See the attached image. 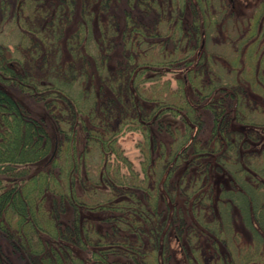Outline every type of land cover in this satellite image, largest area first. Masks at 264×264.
I'll use <instances>...</instances> for the list:
<instances>
[{"label": "trees", "instance_id": "trees-1", "mask_svg": "<svg viewBox=\"0 0 264 264\" xmlns=\"http://www.w3.org/2000/svg\"><path fill=\"white\" fill-rule=\"evenodd\" d=\"M93 1L102 10L107 2ZM139 1L149 3V0ZM177 1L182 0H170L169 13L176 12L180 16L175 19L177 40L185 38L188 41L191 33L198 35L201 27L204 30L212 22L207 18L208 14H205L204 4L208 0L191 1L190 6L195 2L197 6H201L202 16L198 17L195 11L189 27L182 23L185 1L181 5ZM157 6L161 12L160 5ZM134 22L133 19L127 21L121 33L125 58L122 67L117 68L119 73L114 72L116 78L111 74L105 81L100 80L103 86L116 85L115 89L111 87L112 94L105 97H99L95 92L93 118L83 114L78 102L75 103L62 87L50 85V88L38 90L33 84L25 85L20 79L15 80L21 76L20 71L0 53V237L12 240L29 264H169L167 261L173 256H165L163 253L172 249V239L178 240L179 252L184 254V260L180 258L178 264H203L197 254L195 257V253L200 251L199 248L187 234L191 232V236H194L195 226L178 214L179 208L171 210L170 213L165 212L160 205L163 198L167 200V204L171 201L172 197L167 191L171 187V175L173 177L175 174L178 176L177 183H174L178 184L174 187L176 192L177 189L184 191L180 188L184 181H188V188L193 185L187 195L195 194L193 206L195 213L197 211L200 214L198 223L213 232L211 250L217 253L218 264H264V148L241 153L246 142L243 133L227 124L232 119L242 124H253L254 121L253 108H248L251 98L247 97L242 82L243 71H239L240 77H233L228 81L221 80L212 72L207 78H202L203 69L194 68L191 66L193 61L187 60L190 55L188 50L183 56L170 54L168 57L163 52L161 58L138 61L140 52L135 51L138 49L134 47L155 45L158 41L151 40V36L158 33L152 28L145 30L144 26ZM89 29L92 31L88 22L78 23L73 37L75 40L81 38V42H71L77 50L83 49ZM127 33L128 38L125 36ZM132 33L133 37H130ZM195 55L198 56L197 63L209 59L202 51ZM230 61L233 67L239 64L236 60ZM68 65L69 63L61 64L63 70H57L61 76L74 79L78 68L76 71L71 70L74 68L70 66L68 69ZM172 65H181L185 70L179 89L170 91L173 99L167 97L169 94L163 96L149 93L150 86H146L148 84L145 81L152 75L144 76V73L153 71L155 76L160 73V68H169ZM7 71H12V75H6ZM197 75L202 79L194 78ZM7 80L18 81L22 90L34 98L45 99V105H54V133H62L68 145L66 153L61 156L62 160L59 159V151L61 152L63 137L59 139L58 134H55L52 139L45 119L33 116L23 102L11 94L4 86ZM255 80L249 78L251 87L258 86ZM185 83L194 89L191 98L185 94ZM202 98L208 100L203 106L199 102ZM229 98H235L232 111H228L226 106ZM206 109L212 113L214 119L211 134L215 135L216 140L224 142L217 148L207 145V139L201 141L197 133H192L194 126L199 130L203 120L201 112ZM229 113H233V116H228ZM175 118L182 123V130L174 127L178 132V142L174 147L168 148L167 154L163 155L164 160H161L163 156L157 158L158 162H155L161 164L155 172L153 168L150 177L152 180L147 188L142 184L149 178L145 167H142L143 176L138 180L134 177V182L131 183L124 178L127 176L120 172V167L117 166L111 172V153L117 151L114 147L115 135L120 128L112 126L114 120L131 123V128L141 129L146 148L144 161L147 164L151 162L157 144L166 146L164 142H159L162 140L160 136L163 131L170 133ZM257 125L264 126V122ZM80 129L85 132V148L83 153L77 154L72 152L70 141ZM54 147L55 152L51 156ZM89 148L98 150L103 166L98 176L84 169V174L78 180L81 188V192H78L76 173L81 160L89 153ZM214 153L217 154L215 162L210 157L207 160V154ZM118 157L121 158L122 165L128 168L130 164L126 157L121 154ZM42 162L43 166L32 169V166ZM214 165L218 169L224 167L230 173L229 179L234 185L229 188L222 187L217 201L214 202L216 204L213 206L212 203L210 206L211 195L207 192L211 190L210 182H207L205 175ZM206 184L208 189H201ZM163 188H166V192ZM141 189L145 191L142 192ZM105 191L111 196H104ZM97 192L100 196L95 195ZM49 193L52 198L50 202ZM206 201L209 202V217L201 211ZM68 206L72 210L71 220L62 224L59 218ZM233 206L238 209L252 237L251 245L244 246L241 254L235 244L230 245L233 248L227 246L231 242L229 238H233L231 231L227 236L231 227ZM81 207L84 210L102 212L100 214L104 216L101 218L106 219L110 227L104 231L99 224L96 226L91 218L81 215ZM101 218L98 217V220ZM184 227L187 228L183 240L179 232ZM221 232L224 235L226 233L225 237L220 236ZM43 235H47V238H43ZM218 242L226 246L227 256L219 254ZM159 251L161 258L157 256ZM149 252L154 253L152 260L147 256Z\"/></svg>", "mask_w": 264, "mask_h": 264}, {"label": "rangeland", "instance_id": "rangeland-1", "mask_svg": "<svg viewBox=\"0 0 264 264\" xmlns=\"http://www.w3.org/2000/svg\"><path fill=\"white\" fill-rule=\"evenodd\" d=\"M182 1H185L184 4H186V8L182 13V23L186 27H189L191 26L195 11L198 17L202 16L201 6L199 4L197 6L196 2L190 6L189 4L193 0ZM182 1L177 2L181 5ZM96 3L93 0H2L0 2V53H3L6 60L15 64V68L20 71L21 76H18L19 78H15V80L20 79L25 85L33 84L38 90L50 88V85L62 87L68 96L74 99L75 103L78 102L81 112L93 118L95 94L98 93L99 97L102 95L105 97V95L112 94V88L115 89L114 86L116 85L105 84L103 86L100 80H106L108 75L111 74L116 78L114 72L118 71L117 73H119L117 68L122 67L125 58L121 33L126 22L133 19L135 24L144 26L145 30L153 29L158 33V35L151 36V40L154 42L158 41L155 45L149 46L144 44V47H134V49H138L135 51L140 52L138 61L161 58L163 52L164 56L168 57L170 54L183 56L187 54L188 50V54L190 55L187 60L191 59L193 61L191 66H194V68L203 69L201 70L202 78H207L206 76L212 72L213 75H217L221 80L225 79V81H228L233 77H240L239 71L242 70L241 77L243 85H245L244 90L247 92V97L251 98L248 108H253L254 121L253 124H242L232 119L227 124L238 132L243 133L242 135L246 142L244 150H241V153L264 148V126L257 125L260 122H264V0H208L206 5L204 4L205 14H208L207 18L212 20V22L208 28L205 26L204 30L201 27V36H199L200 33L198 35L195 32L191 33L188 41L185 38L177 40L175 19L180 16L178 17L176 12L169 13V10H171L169 7L171 5L170 0H149V3H142L139 0H107L103 10L97 8ZM157 5H160L161 12L158 11ZM167 18L170 20L168 21ZM82 21L88 22L92 26V31L90 29L87 30L88 36L86 37L83 49L77 50V47L71 45V42H81V38L74 39L73 33L78 28V23ZM125 36L128 38L129 34L127 33ZM130 37H133V33ZM199 51L205 52L209 59L207 58V60L204 59L201 63H197L196 57L198 56L195 53ZM230 60H236L239 64H235L233 67ZM65 63H69L68 69L70 66L74 68H71V70L76 71V68H78L74 79H70V77H67L69 78L67 79L61 76V73L57 70H61V67H63L61 64ZM232 69L234 72H232ZM66 72L70 71L66 70ZM159 72L155 76L153 71L144 73V76L146 74L152 75L151 78L145 81L148 84L146 86H150L148 89L149 93H159L163 96L169 94L170 96L167 95V97L173 99L170 91H177L179 89L178 87L185 70L181 65H172L169 68H160ZM12 73V71H7L5 74L12 75ZM201 77L197 75L194 78L198 80ZM249 78H254L258 86L254 85L255 87H251L248 82ZM4 84L13 96L23 102L33 116L45 119L48 132L52 136V139L55 138V134L57 135L58 133H54L55 121L52 116L54 105H45V99L34 98L27 91L22 90L18 81L7 80ZM184 89L185 94L189 98L193 97L194 89H191L187 83H185ZM199 102L202 105L208 102V100L202 98ZM234 104L235 98H229L226 103L228 111L233 108ZM201 115L203 119L202 123H200L198 131L197 126L193 127V135L197 133L199 140L203 141L207 139V145L215 146V148L220 143L221 145L224 144V142L216 140L215 135L211 134L214 122L212 113L206 109L201 112ZM227 115L233 116V113ZM177 119L173 120L171 134L167 131L161 133L160 137L162 140L160 138L161 141L159 142L161 144L164 142L166 146L157 144L153 150L154 154L152 155L151 162L147 164L144 161L146 148L144 147L141 129L131 128V123H120L119 120H114L112 126L120 128L115 135L116 141L114 147L117 148V151L111 153V172L117 166L118 168L120 167V172L127 176L124 178L131 183L134 182L132 180L134 177L135 180H138L143 176L142 167H145L147 176L150 178L153 168L155 172L161 164L157 163V158H161L167 154L168 148L174 147L178 142V132L174 127L177 126L182 130V123ZM230 135L233 138V135ZM84 136L85 132L80 129L75 137L71 139L72 152L74 151L77 154L83 153L85 148ZM62 137L63 139H61ZM57 138L62 140L61 152L59 151V159L62 160L61 156L66 153L68 145L65 141L66 137L62 133L58 134ZM88 151L89 153L81 160L82 163L78 167L79 171L76 173V189L78 192H81L78 180L84 174V169L92 175L98 176L103 166L102 162H100L98 150L89 148ZM120 154L128 160L130 164L128 168L122 165V160L118 157ZM216 155V153L214 155L207 154V160L210 157L209 159L215 162ZM164 158L165 156L161 160H164ZM203 159L206 160V158ZM43 165L44 162L39 163L34 167L32 166V169L34 170V168L36 169V167ZM193 167L195 170V165ZM215 167L214 165L205 175L207 182H210L209 188L211 190L207 191L208 195H211L210 206L217 201L216 198L222 187L229 188L231 185H234L232 180L229 179L230 173L224 167L221 169ZM149 178H147L145 183H142L145 188L149 186V182L152 180V178ZM177 178L178 176L174 174L173 177L171 175L169 180L171 187L167 193L172 197L170 203L167 204V200L163 198L160 205L164 208L165 212L169 211L170 213L171 210L179 208L178 214L185 218V220L187 219L186 221L189 224L195 226L196 231H194V236H191V232L187 233L189 238L194 241L195 246L200 250L199 253H195V257L197 254L200 262L203 264H218L216 259L218 255L211 250V238L214 237L213 232H210V230H207L198 223L197 218L200 214L196 211L198 214L196 216L195 207L193 206L195 194L187 195L193 185H190L188 188V181H184L183 186H180L184 191L180 192L177 189L176 192L174 187L178 186V184L174 185V183H177ZM201 189H208L207 184ZM143 190L145 191V189ZM143 190L141 189L142 192ZM163 191L166 192V188H163ZM138 193L141 195L140 190H138ZM109 194L107 191L104 192V196L110 197L111 195ZM48 195V201L50 202L52 198L50 193ZM95 195L100 196L98 192ZM167 198L170 199L169 197ZM206 202L201 211L206 217H209L211 215L208 211L209 202ZM100 213L102 212L98 210H84L81 207V215L87 216L89 219L91 218L92 221H95L96 226L99 224L105 231V228L110 227L109 222L101 218L104 215ZM163 215H165L164 211ZM231 215V227L227 231V236L231 231L230 235L233 238H229L231 242H229L230 244L227 243V246L229 245V248H233L230 245L235 244L237 251L241 254L244 246L251 245V232L235 206L232 207ZM71 216L72 210L68 206L59 219L64 224L65 222H70ZM98 217L101 218L99 219L100 221ZM119 228L122 229L121 227ZM186 228L184 227L179 232L181 233V238L185 236ZM220 234V236L224 237L226 235L223 232ZM43 238H47V235H43ZM177 242V239H172L170 242L172 249L168 250L167 253H163L165 256H173L172 258L170 256V260L167 261L169 264H173V260L174 264H178L180 258L184 260V254L179 252ZM218 250L219 254L228 255L226 246L221 242H218ZM153 255V252H149L147 256L152 260ZM157 256L162 257L161 251L157 253ZM0 264L29 263L22 256L21 251L14 246L12 240L3 236L0 237Z\"/></svg>", "mask_w": 264, "mask_h": 264}, {"label": "water", "instance_id": "water-1", "mask_svg": "<svg viewBox=\"0 0 264 264\" xmlns=\"http://www.w3.org/2000/svg\"><path fill=\"white\" fill-rule=\"evenodd\" d=\"M54 152H55V147H54V149H53V151H52V154H51V156L54 154Z\"/></svg>", "mask_w": 264, "mask_h": 264}]
</instances>
